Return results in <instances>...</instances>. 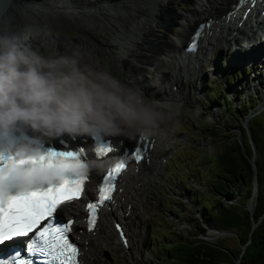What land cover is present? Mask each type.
I'll use <instances>...</instances> for the list:
<instances>
[{"label":"rangeland","instance_id":"obj_1","mask_svg":"<svg viewBox=\"0 0 264 264\" xmlns=\"http://www.w3.org/2000/svg\"><path fill=\"white\" fill-rule=\"evenodd\" d=\"M169 2L177 17L168 27V35L176 39L181 29L178 24L183 23L180 14H184L190 4L188 0ZM44 17L43 26L36 30L21 25L24 26L20 34L28 35L25 43L29 46L38 48L45 55L78 49L85 54V62H99L100 66H107L129 86L134 83L130 72L124 69V65L121 66L123 58L133 60L124 49L128 41L119 40L120 36H131L128 30L135 24L133 21L121 26L117 24L120 21H114L121 35L92 9L77 14L76 18L68 13L54 17L50 12ZM227 45L222 40L208 50L199 70L195 73L189 71L182 77L184 110L177 118L178 124L167 125L170 133L168 143H156L158 150L153 161L160 166L159 170L145 174L141 168L138 170L141 179L137 190L132 192L128 224L129 230L136 234L135 242L132 244L129 241V244L122 243L120 246L117 238L98 242L93 238L92 244L99 245L98 264H174L171 258L164 255L163 248L175 238L207 242L224 259L230 256V249L241 248L239 238L243 237V232L236 227H214L204 217L207 213L204 207H210L216 200V194L208 187L218 172L215 153L233 141L242 143L243 135L246 138L244 142H248L244 123L248 127L249 122L251 124L254 138L251 140H255L254 150L255 146L258 149V152L255 150L254 160H257L259 173L262 174L264 131L257 118H261L260 112L264 111V66L262 62L254 68L248 62L233 65L229 62L233 55ZM166 66L163 68L167 69ZM147 69L138 79L147 76L148 81L153 82L152 73ZM250 102L254 103L253 106ZM244 189L243 186L230 189L222 201L237 210H251V198L245 197Z\"/></svg>","mask_w":264,"mask_h":264},{"label":"clouds","instance_id":"obj_2","mask_svg":"<svg viewBox=\"0 0 264 264\" xmlns=\"http://www.w3.org/2000/svg\"><path fill=\"white\" fill-rule=\"evenodd\" d=\"M27 39V34L0 29V138L31 134L36 140L65 135L131 140L179 123L184 110L180 97L149 98L107 66L85 62L78 49L45 55ZM82 163L91 171L105 162L89 157ZM33 175L48 179L45 173Z\"/></svg>","mask_w":264,"mask_h":264},{"label":"bare ground","instance_id":"obj_3","mask_svg":"<svg viewBox=\"0 0 264 264\" xmlns=\"http://www.w3.org/2000/svg\"><path fill=\"white\" fill-rule=\"evenodd\" d=\"M188 2L190 5L186 8L185 13L180 14L183 18V23L178 24L181 26V29L176 34V39L168 35V27L172 25L173 19L176 16L170 7L169 0H3L0 4V29L8 28L20 34L24 26L21 27L22 24H25L31 30H36L43 26L45 21L44 14L47 15L48 12L54 17H59L62 13H68L73 18H76L77 14H82L84 11H89L90 9L96 11L107 20L110 26L116 29L115 23L117 20L120 21L117 23L120 26L126 23L130 24L133 21L135 24L132 29L128 30L131 36H120L119 38V40L128 41V46H124V49L133 60L123 58L121 59V66L124 65V69L128 70L131 74L130 76L135 79L134 83H131L132 87H138L143 90L145 96L156 99L177 96L181 98L182 88H184L181 83L182 77L187 75L189 71L195 73L194 71L199 70L198 67L206 59L208 47H214L215 44L213 42L218 38H224L228 41L227 46L233 55L232 59L229 58V62H233V65L237 62H248L250 66L257 67L258 62H262L264 66V43L260 42L258 45H255L252 48L253 51L250 53H247L249 47L246 46V43H241L242 40L237 42L238 44L235 46L229 45L231 39L240 40V37L244 38L245 36V40L247 41L254 35L261 36L262 34L256 32V29H264V18L260 19V25L257 24L251 27L248 21H245V25L242 27L233 25L229 32H227V29H222V22L219 23V20L215 17L211 18L210 24L202 34L204 44L208 46L204 45L194 55H183V51H181L179 45L182 44L185 40L184 38L190 33L189 30L191 31L203 17H212L218 10H216L218 6L228 3L225 0H188ZM120 11L123 12L120 13ZM115 20L116 22H114ZM117 30L122 35V32L119 29ZM214 31H217V33L211 34ZM232 33L233 36H230ZM237 34L240 37H235ZM133 38L137 39L134 40ZM56 41L59 42L58 40ZM59 45L61 46L62 44L59 42ZM166 61L168 62V66H166ZM164 66L168 68L165 69L163 68ZM145 69L149 73L152 72L153 82L148 81L147 76L146 78H141V80L138 79V76L143 77ZM171 84H176L178 90L172 92L170 89ZM169 134L167 125L162 126L159 131L151 135L153 145L156 146V143L159 145L162 143L164 145L167 144L170 137ZM113 140L116 145L119 143L121 145L126 144L130 141L124 137H113ZM153 150L150 149L148 151V162L131 166L124 172L119 184L121 189L115 194V207L103 208L100 211L96 229L92 233L83 232L79 236L83 249L84 264H98L99 262V249L97 250L99 245L98 243L92 244V238L97 242L98 240H106L107 238H117V232L111 226V221L115 217L120 220L127 230L125 231L127 232V243L130 241L134 244L136 234L128 228L129 205L133 202L132 192L139 187L137 183L140 181L141 176L138 170L142 169L141 172L143 174L151 172V170H159L160 166L153 161ZM250 201L252 202V198ZM71 206L75 209L76 203H72ZM114 209L118 211L116 212ZM118 244L121 246L122 243L119 241Z\"/></svg>","mask_w":264,"mask_h":264},{"label":"snow or ice","instance_id":"obj_4","mask_svg":"<svg viewBox=\"0 0 264 264\" xmlns=\"http://www.w3.org/2000/svg\"><path fill=\"white\" fill-rule=\"evenodd\" d=\"M95 153L103 157L113 149L98 136ZM80 151L58 150L32 141L27 135L0 138V245L18 237L31 235L27 245L30 255L47 257L48 264H77V247L68 239L71 221L57 225L52 217L57 207L80 198L88 171L81 160ZM140 160L139 150L132 152ZM126 167L123 160L117 162L103 177L97 202L87 204L89 227L95 225V211L99 204L111 199L116 177ZM48 175L46 181L34 177V173ZM27 179V183L20 180ZM10 189H17L16 195ZM47 221V223H43ZM0 264H33V260L21 258L17 251Z\"/></svg>","mask_w":264,"mask_h":264},{"label":"trees","instance_id":"obj_5","mask_svg":"<svg viewBox=\"0 0 264 264\" xmlns=\"http://www.w3.org/2000/svg\"><path fill=\"white\" fill-rule=\"evenodd\" d=\"M237 74L240 73L237 72ZM253 104L252 102L251 106ZM260 114L262 117L257 118L259 120L257 123L264 131V111ZM214 126L217 128V125ZM249 130L252 139L250 122ZM242 140V143L233 141L222 151L215 153L218 172L215 173L214 181L208 187L216 194L214 197L216 200L210 207H204L207 209L204 217L213 226L224 229L236 227L243 232V237L239 238L240 243H244L242 251H240L241 248L230 249V256L224 259L207 242L175 238L163 248L164 255L171 258L174 264L175 262L178 264H264V162L260 175L257 160H254L256 182L253 194L251 191L252 167L248 160L251 148L248 142H244L246 140L244 135ZM255 150L258 152L256 146ZM239 186L245 187L246 198L251 195V210L246 208L237 210L222 201L230 189ZM253 222L255 223L252 225Z\"/></svg>","mask_w":264,"mask_h":264},{"label":"water","instance_id":"obj_6","mask_svg":"<svg viewBox=\"0 0 264 264\" xmlns=\"http://www.w3.org/2000/svg\"><path fill=\"white\" fill-rule=\"evenodd\" d=\"M3 2V0H0V4ZM244 128H245V131H246V134H247V137H248V142H249V145H250V148H251V154L248 158L249 162H250V165L252 167V187H251V191H254L255 190V164H254V155H255V150H254V145H253V142L251 140V136H250V131H249V127H248V124L244 123ZM249 198H251V195L249 196ZM255 222L252 223V225L254 224ZM244 246V243L241 244V250L242 251V248Z\"/></svg>","mask_w":264,"mask_h":264}]
</instances>
